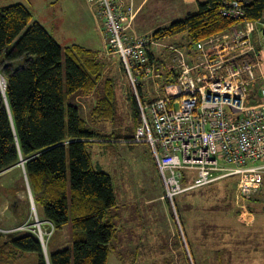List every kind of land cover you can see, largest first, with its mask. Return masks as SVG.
<instances>
[{"label":"trees","instance_id":"trees-1","mask_svg":"<svg viewBox=\"0 0 264 264\" xmlns=\"http://www.w3.org/2000/svg\"><path fill=\"white\" fill-rule=\"evenodd\" d=\"M196 1L194 12L155 28L150 36L162 42L168 37L182 36L187 38L186 48L193 52L198 41L213 34L238 27L244 21L264 20V0H245L248 2L238 19L221 13L224 2L230 0ZM118 3L119 6L129 4L124 0ZM183 40L175 41V45H182ZM165 53L154 55L152 47L150 61H154L157 71L169 74L172 73V63ZM247 57L252 58L251 55ZM105 68L106 62L99 50L78 43L62 45L33 19L24 4L0 6V73L6 79L5 91L0 90V172L24 161L35 206L37 210L42 208L43 218L52 224V234L67 227V245L49 251V264H107L111 241L118 232L121 216L112 176L93 167L87 147L96 141L132 139L142 123L138 97L128 78L134 130L130 135L122 134L121 129L111 133L88 129L80 107L69 101L74 95L97 92V101L90 113L95 118L113 120L120 104L115 81L110 76L105 77ZM137 92L141 99L140 82ZM231 176H236V183L238 176L230 175L207 185ZM261 190L264 191V175L262 188L248 199L261 202ZM13 200L19 205L17 217L22 223L26 220L27 205L24 201L19 202L15 195ZM261 203L264 210V202ZM248 207L257 213L251 202ZM182 227L193 263L197 264ZM178 234L180 241L174 240V243L178 250L181 249L182 259L191 264L179 231ZM2 235L0 233V259L7 260V255L13 261L23 251H34L37 264H48L33 231L9 233L7 239ZM164 253L157 258L163 259L162 262L151 260L148 263H169ZM134 254L137 256L138 252ZM224 255V247L215 250L211 261L204 264H228Z\"/></svg>","mask_w":264,"mask_h":264},{"label":"rangeland","instance_id":"rangeland-1","mask_svg":"<svg viewBox=\"0 0 264 264\" xmlns=\"http://www.w3.org/2000/svg\"><path fill=\"white\" fill-rule=\"evenodd\" d=\"M124 1L127 3L128 0ZM142 1H129V4H133L136 14L131 26L126 30L128 34L150 36L155 28L167 25L197 9L196 0ZM13 3L24 4L33 14V19L39 21L62 45L78 43L100 51L101 58L106 62L105 77H112L116 85L120 107L117 109L115 118L113 120L99 119L90 113L97 101V92L89 95H74L69 101L80 107L81 117L88 129L101 133H111L121 129L124 135L133 134L132 106L128 98L129 74L124 69L119 54L111 53L109 48L108 51L111 54L107 52L105 55V48L110 38L107 30L104 31L98 12L95 13L97 8L95 9L89 0H0V6ZM127 20V17H124V23ZM179 40H183L179 47L191 62L192 52L186 48L187 38L168 37L163 40V43L175 44ZM158 48L161 49L160 52L165 53L163 46ZM155 49L153 47L154 55H158L160 52ZM166 57L169 63H172L169 53ZM262 61L264 72V58ZM102 82L103 79L100 90ZM140 83L143 103L158 96L151 78L141 77ZM129 140L131 139L126 141ZM126 141H96L92 146L87 147L93 167L101 168L111 174L119 204L118 212L121 217L118 220V232L110 244L107 264H147L151 260L160 263L163 259L157 258L162 256L163 251L166 261L169 262L167 264H188L181 257V249L178 250L174 243V240L180 241L179 228L168 201L162 199L163 181L150 145L146 142ZM189 176L190 178L182 183L183 186L192 182L191 174ZM235 180L236 176H231L204 187L187 190L175 197L179 218L192 246V253L197 264L211 261L206 252L207 248L200 244L206 240L202 234L204 229L211 231V242L221 246L223 233L228 226L239 223L236 213L243 209V203L251 202L257 208V213L261 210L264 191L261 190L260 193L261 202L242 199L238 197ZM218 189L221 191L216 192ZM14 195L18 197L19 202L24 201L27 205L26 220L22 223L17 217L19 205L14 203ZM252 213L256 216L251 218L247 214L246 217L248 221L251 218L249 222L257 224V213L249 208V214ZM43 217L42 208L38 207L37 210V207L30 203L23 163L16 165L14 170L0 173V233L3 234V238L7 239L8 234L13 233V229L22 225H26L27 230L35 232L38 236L40 233L38 222H40L47 254L56 246L58 248L66 246L67 227L52 234V224ZM262 218L264 216H260V219ZM182 241L184 245L187 244L186 238L185 242L183 238ZM223 243L225 245V242ZM250 246L253 247L255 244L252 242ZM135 252H138L137 256ZM6 259H0V264H37V253L23 251L18 258H13V261L7 255ZM226 260L229 262L230 257ZM256 263V258H252L248 264Z\"/></svg>","mask_w":264,"mask_h":264},{"label":"built area","instance_id":"built-area-1","mask_svg":"<svg viewBox=\"0 0 264 264\" xmlns=\"http://www.w3.org/2000/svg\"><path fill=\"white\" fill-rule=\"evenodd\" d=\"M89 1L97 6L104 31L108 32L107 48L120 55L138 97L142 123L131 141L150 145L163 181L162 199L172 208L185 242L175 203L177 195L230 175L238 176L236 189L242 199H248L263 186V21H244L238 27L198 41L190 62L178 45L125 33L136 14L133 4ZM247 2L225 1L221 13L238 19ZM158 46L170 52L172 73L157 71L154 61H150L152 47ZM248 55L252 58H246ZM141 77L151 78L158 94L146 103L137 92ZM5 82L0 73L1 88ZM190 174L192 182L183 186ZM242 208L245 216L250 215L247 203ZM27 229L22 225L12 231ZM38 237L46 246L41 233ZM185 249L194 264L187 244Z\"/></svg>","mask_w":264,"mask_h":264},{"label":"crops","instance_id":"crops-1","mask_svg":"<svg viewBox=\"0 0 264 264\" xmlns=\"http://www.w3.org/2000/svg\"><path fill=\"white\" fill-rule=\"evenodd\" d=\"M129 1L130 0H128L127 2ZM93 7L97 8V6H93ZM136 7L140 8V6L139 7L136 6ZM96 12H98V8L95 11V13ZM154 48H156L155 50H157L158 52L161 51V49L158 47H154ZM105 51H106L105 55L107 52L109 53L107 47L105 48ZM160 54H164V53L160 52ZM167 54L168 53H165V56ZM14 168L15 166L10 167L2 171L1 174L3 172L14 170ZM261 210H258L257 213V219H258L257 224H253L252 222H249L253 216H256L255 214L253 213L250 214L249 216H251V218L248 221V217H246L247 215L245 216L244 212L239 210L236 213V215L238 216L237 220L239 221V223L236 225L228 226L227 230H225V232L223 233V237H222L223 241L221 243V246L215 247L216 244L211 242V238H210L211 231H206L204 229V231H202V234L204 235V238L206 240L205 242H203L204 244L203 246L204 248H207V255L210 258L214 257L215 250L224 247L225 248L224 256L226 258L230 257V261L227 262L228 264H248L252 258H256V262H257L256 264H264V218L260 219V216L262 217L264 216V210L262 211ZM223 242H225V245ZM252 242L255 244V246L253 247L250 246ZM55 249H58V247L56 246Z\"/></svg>","mask_w":264,"mask_h":264},{"label":"water","instance_id":"water-1","mask_svg":"<svg viewBox=\"0 0 264 264\" xmlns=\"http://www.w3.org/2000/svg\"><path fill=\"white\" fill-rule=\"evenodd\" d=\"M261 32H262V42H263V45H264V20H263V25H262ZM0 90H2L3 92L5 91V89L4 88H1V87H0ZM21 162L24 163V161H21ZM24 171H25V169H24ZM25 178H26V182H27V185H28L29 193H30V203L32 204V206H35V203H34V200H33L32 191H31V187L29 185V181H28V177L26 175V172H25ZM39 241L41 243V246H42V250H43V254L45 256V259H46L47 263L49 264V257H48V254H47L46 246L43 244L41 238H39Z\"/></svg>","mask_w":264,"mask_h":264},{"label":"bare ground","instance_id":"bare-ground-1","mask_svg":"<svg viewBox=\"0 0 264 264\" xmlns=\"http://www.w3.org/2000/svg\"><path fill=\"white\" fill-rule=\"evenodd\" d=\"M38 225H39V228H40V233H41V236H43L44 234V232H43V229L41 228V225H40V222H38Z\"/></svg>","mask_w":264,"mask_h":264},{"label":"clouds","instance_id":"clouds-1","mask_svg":"<svg viewBox=\"0 0 264 264\" xmlns=\"http://www.w3.org/2000/svg\"><path fill=\"white\" fill-rule=\"evenodd\" d=\"M262 33V32H261Z\"/></svg>","mask_w":264,"mask_h":264}]
</instances>
